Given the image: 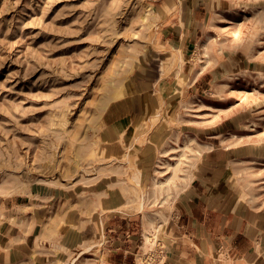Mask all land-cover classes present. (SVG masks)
I'll list each match as a JSON object with an SVG mask.
<instances>
[{
    "label": "rangeland",
    "instance_id": "1",
    "mask_svg": "<svg viewBox=\"0 0 264 264\" xmlns=\"http://www.w3.org/2000/svg\"><path fill=\"white\" fill-rule=\"evenodd\" d=\"M136 94L168 116L143 170L103 134L109 107ZM197 162L214 164L251 241L184 259L264 264V0H0V231L37 224L46 264H120L127 246V264H185L164 226L104 216L145 196L165 220L157 195Z\"/></svg>",
    "mask_w": 264,
    "mask_h": 264
},
{
    "label": "crops",
    "instance_id": "2",
    "mask_svg": "<svg viewBox=\"0 0 264 264\" xmlns=\"http://www.w3.org/2000/svg\"><path fill=\"white\" fill-rule=\"evenodd\" d=\"M160 100L161 98H149L141 94L131 95L112 104L104 116L103 134L106 142L125 149L128 156L135 160L139 170L149 167L151 158L155 155L164 153L162 150L169 138V129L162 126V121H166L165 117H168L167 114L161 110L155 114L156 104L158 101L161 104ZM200 147L203 151L213 145L201 144ZM216 170L214 164L197 162L192 179L179 192L157 195L158 205L167 207L164 202H170L168 209H160L165 220L157 214L158 211H144L149 201L144 196V203L140 208L126 207L123 203L118 206L111 205L104 221L108 227L118 228L113 221L116 222L119 218L120 223L127 227V217L138 215L141 231L148 227L164 226L165 232L172 234L174 242L178 241L177 245L173 244L175 252L172 250L171 255L176 253L177 257L182 256L185 264L196 261H192V258L184 259L186 255L189 257V254H194L198 258V252L203 250L204 244L209 247V242H216L218 239L236 242L244 236L245 243L248 244L251 240L243 230V220L234 214L236 204L231 205V199L229 201V198L223 195L222 183ZM183 184L184 182H180V185ZM44 243L39 237L35 223L29 225L26 231L20 225L9 226L6 231H0V264H46L47 247ZM119 255L123 258L120 264H127L126 257L132 255V252L127 246ZM198 264H201V261Z\"/></svg>",
    "mask_w": 264,
    "mask_h": 264
},
{
    "label": "bare ground",
    "instance_id": "3",
    "mask_svg": "<svg viewBox=\"0 0 264 264\" xmlns=\"http://www.w3.org/2000/svg\"><path fill=\"white\" fill-rule=\"evenodd\" d=\"M126 91H127V89H121V90H119L118 92H116L117 94H116V96H122L124 93H126ZM139 208H140V206H139Z\"/></svg>",
    "mask_w": 264,
    "mask_h": 264
}]
</instances>
